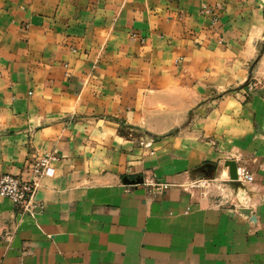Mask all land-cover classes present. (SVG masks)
<instances>
[{
	"label": "crops",
	"instance_id": "crops-1",
	"mask_svg": "<svg viewBox=\"0 0 264 264\" xmlns=\"http://www.w3.org/2000/svg\"><path fill=\"white\" fill-rule=\"evenodd\" d=\"M263 47L264 0H0V175L57 157L35 217L0 198V264H264Z\"/></svg>",
	"mask_w": 264,
	"mask_h": 264
},
{
	"label": "built area",
	"instance_id": "built-area-1",
	"mask_svg": "<svg viewBox=\"0 0 264 264\" xmlns=\"http://www.w3.org/2000/svg\"><path fill=\"white\" fill-rule=\"evenodd\" d=\"M201 12L208 15H213V20H217V14L213 7L203 5ZM253 89V87H252ZM57 157L52 153H45L39 158L32 167V177L29 181H22L18 176L6 173L0 175V198H8L14 204L20 206L23 211L29 212L33 217L37 214L35 208L38 206L35 203L36 190L40 184V180L46 172L49 165ZM255 179L254 175L246 167H238V179L240 184L251 183ZM143 184L151 188L154 196L162 194L169 186V183L157 181L153 178H145Z\"/></svg>",
	"mask_w": 264,
	"mask_h": 264
},
{
	"label": "rangeland",
	"instance_id": "rangeland-1",
	"mask_svg": "<svg viewBox=\"0 0 264 264\" xmlns=\"http://www.w3.org/2000/svg\"><path fill=\"white\" fill-rule=\"evenodd\" d=\"M262 52L264 53V47L262 49ZM260 61V58H257L255 61H254V65L257 64V62ZM250 67H252V62H251V65ZM258 84H262L260 82H258ZM241 88H246V91H244V94L246 95L247 99H249L252 95V82H248L246 83L245 85H242L240 87H234V88H230L226 91H224L223 93H228V92H231V91H234V90H238V89H241ZM248 94V96H247ZM228 154V155H227ZM225 156V161L222 162L221 164V168L224 167L225 169H228V166L226 165V161L227 160H235L237 163H241L243 158H242V154L240 153V151H237V150H232L230 152H228ZM224 159V158H223ZM240 167H246V166H243V165H238ZM213 171V173H211V176H213L212 178H217V176L220 175V173L217 171ZM220 177V176H219ZM146 177H139L138 179H135V180H130V179H127V181H125V184H128V185H133V186H139V185H144L143 182L145 180ZM228 183L229 185H231V180H230V176H229V180H228ZM218 184V181L215 179L214 181H203L202 179L199 180L198 182V187L203 190L204 192H207V193H213V195H216V197L220 198L222 197L221 195H223L224 198H228V199H231L229 197H231V195H234L233 194V190H236L237 192L239 191V188L240 187H243L241 184L240 185H236V187L232 186L233 190L229 189V187L225 186V187H221V186H217ZM145 186V185H144ZM238 195V193H237ZM238 200H239V205H240V209H239V212L248 217V219H250L252 221V223H256L257 222V218L254 214H252V209L250 208V204L248 202V196L247 197H243V199L240 198V196L238 195ZM249 211V212H246V211Z\"/></svg>",
	"mask_w": 264,
	"mask_h": 264
},
{
	"label": "water",
	"instance_id": "water-1",
	"mask_svg": "<svg viewBox=\"0 0 264 264\" xmlns=\"http://www.w3.org/2000/svg\"><path fill=\"white\" fill-rule=\"evenodd\" d=\"M226 165L229 168V176L231 180V185L236 187V185H240L236 180L238 179V164L235 160H227ZM246 212H249L248 210Z\"/></svg>",
	"mask_w": 264,
	"mask_h": 264
}]
</instances>
